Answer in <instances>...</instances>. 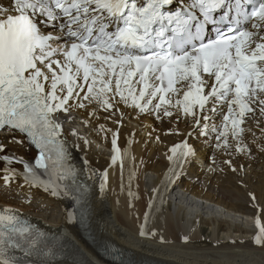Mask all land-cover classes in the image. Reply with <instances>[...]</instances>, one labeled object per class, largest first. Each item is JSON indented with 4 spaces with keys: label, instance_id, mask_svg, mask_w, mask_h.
Instances as JSON below:
<instances>
[{
    "label": "snow or ice",
    "instance_id": "snow-or-ice-1",
    "mask_svg": "<svg viewBox=\"0 0 264 264\" xmlns=\"http://www.w3.org/2000/svg\"><path fill=\"white\" fill-rule=\"evenodd\" d=\"M208 25L215 26L214 36ZM128 97L141 112L151 105L157 119L161 109L172 116L170 106L197 126L211 119L205 112L226 108L223 130L212 125L225 147L230 134L241 138L247 119L264 122V0H0V132L13 134L9 143L35 144L36 165L49 174L47 182L39 180L20 158L26 183L39 180L56 196L60 185L52 176L76 175L61 170L58 114L92 103L108 111ZM112 147L115 164V134ZM0 160L10 164L12 157ZM5 172L8 183L16 172ZM257 226L255 243L261 244L264 227ZM52 255L46 233L13 210H0V264H46L32 257Z\"/></svg>",
    "mask_w": 264,
    "mask_h": 264
},
{
    "label": "bare ground",
    "instance_id": "bare-ground-1",
    "mask_svg": "<svg viewBox=\"0 0 264 264\" xmlns=\"http://www.w3.org/2000/svg\"><path fill=\"white\" fill-rule=\"evenodd\" d=\"M151 107L141 112L128 97L127 104L120 102L108 111L92 103L58 114L72 163L90 187L84 205L75 201L83 211L81 225L71 222L68 201L26 183L23 167L2 160L0 209L9 208L31 219L47 236L63 239L59 254L42 258L47 264H264V242L255 243L257 221L264 227V122L247 119L241 138L230 134L225 147L212 125L223 130L226 108L205 112L211 119L197 126L192 117L170 106L165 107L173 115L163 116L161 109L157 119ZM114 134L120 151L115 164ZM12 135H0L3 154L33 158L25 139L22 145L8 142ZM5 168L16 172L8 183ZM242 171L246 191L230 182ZM252 178L258 184L253 185ZM247 192L252 200L244 198ZM31 213H52L53 218L36 223ZM112 251L122 260L107 261L103 253Z\"/></svg>",
    "mask_w": 264,
    "mask_h": 264
},
{
    "label": "rangeland",
    "instance_id": "rangeland-1",
    "mask_svg": "<svg viewBox=\"0 0 264 264\" xmlns=\"http://www.w3.org/2000/svg\"><path fill=\"white\" fill-rule=\"evenodd\" d=\"M76 128L77 129H79V130H81V128H79L78 126H76ZM166 134L167 135H169V136H171L172 135V133L171 132H169V131H167L166 132ZM214 134H215V136L217 137V135H218V132L216 133V132H214ZM256 135H257V133H255ZM214 146V145H213ZM216 146V145H215ZM235 149H237V152L235 151ZM234 149V147L232 146L231 147V150L232 151H235L236 153H238L239 151H240V148L238 147V148H235ZM239 149V150H238ZM262 152V151H261ZM240 153V152H239ZM238 153V154H239ZM264 153V152H263ZM228 168H227V165H226V170H227ZM227 171H230L229 169L227 170ZM245 173L242 171V173H240V175H238V176H235L234 177V179L235 180H230V182H232L233 184H235L236 185V183L239 185V187H241L243 190H245L246 191V188H244L245 186H244V184H242L243 182V180L245 179H247V176H245L244 175ZM238 180V181H237ZM240 180V181H239ZM218 181V180H217ZM254 182V183H253ZM252 184L253 185H256V184H258L257 183V180L256 179H254V178H252ZM261 184V183H260ZM263 185V184H262ZM244 198H246V199H249V200H252L253 199V195H252V193H250V192H247L246 194H245V197ZM256 205V204H255ZM255 207V206H254ZM263 210L264 209H262V212H263ZM31 214H34V215H36V217L35 216H32V218L34 219V221L36 222V223H40V222H42V223H46V221L45 220H52V218H53V215H52V213L50 214V213H40V214H38V213H31ZM47 224V223H46ZM208 231V230H207ZM206 236V235H205ZM220 236H222V235H220ZM219 239H220V241L221 242H223V243H226V244H228L230 241L227 239V238H223V237H219ZM246 239L247 240H249V241H253V239L252 238H250V237H246Z\"/></svg>",
    "mask_w": 264,
    "mask_h": 264
}]
</instances>
